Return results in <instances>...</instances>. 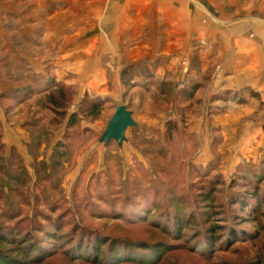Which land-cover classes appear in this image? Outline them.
Here are the masks:
<instances>
[{
    "label": "rangeland",
    "instance_id": "rangeland-1",
    "mask_svg": "<svg viewBox=\"0 0 264 264\" xmlns=\"http://www.w3.org/2000/svg\"><path fill=\"white\" fill-rule=\"evenodd\" d=\"M98 1L0 0V105L8 124L22 121L25 132L20 151L7 149L0 133V232L8 235L0 239V264H102L116 253L137 260L113 264H264V206L255 214L237 201L256 192L253 183L264 191V154L241 126L225 123L230 94L208 98L219 66L204 37H191L189 55L175 60L138 58L142 76L133 84L122 62L118 100L85 94L76 102L72 87L54 78L63 54H84V31L96 32L99 16L94 12L84 30V14ZM103 2L110 25L112 1ZM233 3L250 8L230 12L236 20L264 18V0ZM130 15L135 38L159 50L164 18L154 12L146 23L148 8ZM34 57L48 76L32 72ZM111 57L103 63L112 74ZM59 88L64 104L56 112L50 96ZM85 98L100 102L97 116H86ZM119 104L136 125L120 145L99 141ZM216 226L222 228L213 233ZM96 256L104 259L95 263Z\"/></svg>",
    "mask_w": 264,
    "mask_h": 264
},
{
    "label": "crops",
    "instance_id": "crops-1",
    "mask_svg": "<svg viewBox=\"0 0 264 264\" xmlns=\"http://www.w3.org/2000/svg\"><path fill=\"white\" fill-rule=\"evenodd\" d=\"M111 1L112 24L104 23L107 5L103 0L89 5L90 10L86 9L84 14V30L88 29L89 18L95 12L99 15L96 26L93 27L97 29L96 32L85 36L87 31H84V41L81 43L84 54L75 59L73 56L67 58L68 54H63L64 68L53 75L58 82L72 87L74 101H79L85 94L118 100L124 90L121 82V69L124 65L122 62H128L125 64L128 66L126 75L133 84L142 76L135 71L134 61L138 58L153 61V55L157 53L161 60H165L164 55L167 56L166 60H175L179 55H189L188 44L190 45L191 37L198 40L204 37L210 44V49L213 48V65L219 66V70L214 72L211 81L206 85L208 98L215 93L228 92L230 95L225 123L232 124L235 129L241 126L240 132L245 134L244 139L255 140L264 154V18L234 19L230 12H250V8L246 9L249 6L245 4L235 5L233 1L236 0H125L123 4L120 0ZM145 8H148L151 15V18H144L145 22L151 23L154 12H158L165 20V27L162 25L165 41L159 50L154 49L153 43L135 38L137 33L130 11L137 14ZM257 10V14H260V9ZM124 33L128 34L124 39L127 46L122 49L120 42ZM108 54L112 56V74L108 73L103 63ZM40 61L39 57L31 59L32 72L48 76ZM0 121L1 138L7 149L15 146L20 151L19 142L25 140L23 122L11 127L2 105ZM10 132L13 137L8 135Z\"/></svg>",
    "mask_w": 264,
    "mask_h": 264
},
{
    "label": "trees",
    "instance_id": "trees-1",
    "mask_svg": "<svg viewBox=\"0 0 264 264\" xmlns=\"http://www.w3.org/2000/svg\"><path fill=\"white\" fill-rule=\"evenodd\" d=\"M58 94H59V96L57 97V96H53V95H51L50 96V98L53 100V105H52V107H54V110L57 112L58 111V109H60V107H62L63 106V104H64V101H62L61 100V95H63V93H61V89L59 88L58 89V92H57ZM86 99V98H85ZM84 99V104H86V106H85V114H86V116L87 117H95V116H97L98 114H99V111H100V102L99 101H95V100H88V99H86L85 100ZM86 101H88V102H86ZM83 102V101H82ZM74 119H75V114H72L71 115V117H70V124L69 125H72L75 121H74ZM2 145V144H1ZM1 145H0V147H1ZM262 173H264V171L262 172ZM254 184V183H253ZM252 184V188L253 189H256V192L254 191V194H252V193H250L249 191H247V192H244L243 193V195H244V197H240V198H237V201L238 202H240L239 204H240V206H241V209L243 210L244 208H248L249 209V212L251 213V212H253V213H255V214H257L258 213V210L260 209V208H262L263 206H264V191H261V194L259 195V193H257L258 191H259V188L258 187H256V185L254 186ZM250 195H251V197H250ZM249 197L250 199H257L256 200V202L254 203V202H252L251 200H247V198L246 197ZM220 228H222V226H216V227H213L212 228V230H213V233L217 230V229H220ZM233 235H235V234H233L232 233V236ZM5 236L6 237H8V235L6 234V233H4V234H2V232H0V239L2 238H5ZM212 236H214V234H211V236H208V238H210V241L212 240ZM235 237V236H234ZM216 238V237H215ZM6 239V238H5ZM112 241H114V240H107V243H108V248L109 249H111L110 251L111 252H113L114 254L116 253V251H115V249H114V244L115 243H113ZM133 245V244H132ZM134 246V245H133ZM99 253V252H98ZM108 253V252H107ZM45 253H41L39 256H36L35 258H33V259H37V258H39L40 256H43ZM96 255H98V254H96ZM48 256V254L46 255V256H44L43 258L45 259L46 257ZM103 257H105V255H103ZM119 258V259H118ZM91 258H90V256L89 255H85L84 254V260H87V261H89ZM100 259H104V258H98V256H96V257H94L93 258V262H95V263H98V261H100ZM116 259V260H115ZM134 259V260H133ZM39 260H41V259H37V260H35V261H39ZM43 260V259H42ZM41 260V261H42ZM135 260H137L136 258H132L131 256H125V255H122L121 254V256H120V254L119 253H116V256L114 257V260H109V261H111L110 263H106V262H101L102 264H113V263H115L116 261H121V262H136ZM41 261H40V263H41ZM91 261V260H90ZM104 261V260H103ZM138 262V261H137ZM25 263V262H24ZM23 264V263H22Z\"/></svg>",
    "mask_w": 264,
    "mask_h": 264
},
{
    "label": "water",
    "instance_id": "water-1",
    "mask_svg": "<svg viewBox=\"0 0 264 264\" xmlns=\"http://www.w3.org/2000/svg\"><path fill=\"white\" fill-rule=\"evenodd\" d=\"M132 114V111L129 110L126 105H116L99 141L107 143L110 140H115V142L120 145L125 139L127 128L136 125L132 118Z\"/></svg>",
    "mask_w": 264,
    "mask_h": 264
}]
</instances>
